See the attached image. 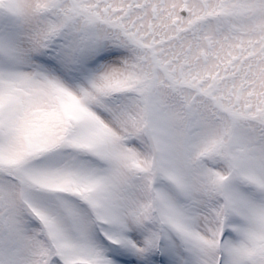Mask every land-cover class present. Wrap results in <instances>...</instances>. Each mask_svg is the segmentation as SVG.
Listing matches in <instances>:
<instances>
[{"label":"snow or ice","instance_id":"6c2138e0","mask_svg":"<svg viewBox=\"0 0 264 264\" xmlns=\"http://www.w3.org/2000/svg\"><path fill=\"white\" fill-rule=\"evenodd\" d=\"M0 264H264V0H0Z\"/></svg>","mask_w":264,"mask_h":264}]
</instances>
